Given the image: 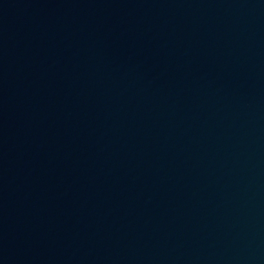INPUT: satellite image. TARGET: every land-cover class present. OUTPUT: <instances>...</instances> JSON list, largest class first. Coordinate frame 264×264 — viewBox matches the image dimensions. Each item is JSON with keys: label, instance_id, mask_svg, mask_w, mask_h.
Wrapping results in <instances>:
<instances>
[{"label": "water", "instance_id": "1", "mask_svg": "<svg viewBox=\"0 0 264 264\" xmlns=\"http://www.w3.org/2000/svg\"><path fill=\"white\" fill-rule=\"evenodd\" d=\"M0 264H264V0H0Z\"/></svg>", "mask_w": 264, "mask_h": 264}]
</instances>
